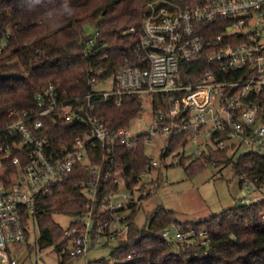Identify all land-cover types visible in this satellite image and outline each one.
<instances>
[{
  "label": "built area",
  "instance_id": "1",
  "mask_svg": "<svg viewBox=\"0 0 264 264\" xmlns=\"http://www.w3.org/2000/svg\"><path fill=\"white\" fill-rule=\"evenodd\" d=\"M147 7L143 29L137 34L134 62L120 66L110 76H104V69H90V90L81 96H68L59 83L50 84L37 93L35 112L20 113L17 120L0 129V264H18L12 248L26 240L29 225L22 219L24 208L32 211L37 194H51L55 186L82 172L89 175L83 210L70 219L64 232L72 254L85 256L92 247H104L107 241L126 233L122 220L128 212L121 209L131 195L121 192L118 177L117 190L105 191L99 197V186L107 163L114 161L109 153H115L120 145L135 147L142 135L150 136L146 138L148 149L155 137L189 130V140L197 146V151L190 152L194 156L202 155L207 145L230 147L231 153L239 147L264 151V123L259 119L258 103L246 101L250 93L264 91V0H194L184 8L171 0H151ZM220 18L229 19L231 24L223 33L210 37L204 27L210 29L211 22ZM92 35L90 44L97 32ZM4 48L5 43H1L0 55ZM202 57L219 64L220 71L210 69L183 80L181 63ZM227 71L231 78L220 79ZM157 93L169 95L168 109L159 114L152 111L145 122L149 130L139 127L133 131L132 125L114 129L94 115L99 104H121L125 95L143 98ZM52 115L79 122L82 135L54 144L42 132L44 118ZM138 121L141 126L143 117ZM151 157L157 165V158ZM5 162L16 171L11 179L1 181ZM257 181L246 180L241 185L246 190L239 199L242 203L258 200L252 196L261 190ZM193 235V231L183 232L174 225L162 232L169 242L208 244L202 234L199 238Z\"/></svg>",
  "mask_w": 264,
  "mask_h": 264
},
{
  "label": "trees",
  "instance_id": "2",
  "mask_svg": "<svg viewBox=\"0 0 264 264\" xmlns=\"http://www.w3.org/2000/svg\"><path fill=\"white\" fill-rule=\"evenodd\" d=\"M149 1L0 0V44L5 43L0 55V129L17 120L20 113L35 112L37 93L44 87L59 83L68 96H81L90 90V69H104V76H110L120 66L134 62L139 44L137 34L143 29ZM171 1L182 8L194 2ZM230 24L229 19L220 18L211 22L210 29L204 27V31L216 37ZM86 26H92L97 32L91 44L89 40L93 35L86 32ZM210 69L220 71V66L202 57L183 61L180 75L186 80L204 75ZM229 72L219 78H231ZM153 97V114L168 109L167 93H157ZM246 101L258 103L259 119L264 123V91L250 93ZM143 111V98L134 94L123 96L121 104L114 101L99 104L94 115L111 128L120 129L130 127ZM11 112L14 115H9ZM44 124L42 132L54 144L68 143L83 133L79 122L58 120L53 115L44 118ZM190 135V131L185 130L164 138L157 165L147 152L148 135L140 136L131 149L118 146L115 153H109L114 161L106 165L99 197L105 191L119 188L115 183L117 177L128 189L137 187L144 174L152 172L171 154L181 156L179 165L188 178L211 167L231 166L240 185L246 180H258L257 185L264 188L262 149L242 151L245 147H239L231 153L230 147L215 149L207 145L202 155L194 156L190 152L186 154L185 149ZM5 167L1 181L11 179L16 171L9 162H5ZM88 180L87 173L76 174L71 180L55 186L51 194H37L32 211L29 207L23 210L24 224L32 221L39 230L35 247L42 250L54 246L60 256L59 264H71L82 257L72 254L71 243L64 234L65 226L56 216L71 219L82 212L83 190ZM157 181L160 187L161 174ZM140 206L141 201L131 196L126 207L121 209L128 212L122 220L126 233L107 241L104 247H92L110 251L107 257L90 260L87 264H264V198L252 203L239 200L220 213L187 221L181 220L176 210L158 205L146 213L143 225L136 221ZM173 225L183 232L193 231L194 238L202 234L209 240L208 244L169 242L162 232ZM29 234L27 229L26 239Z\"/></svg>",
  "mask_w": 264,
  "mask_h": 264
},
{
  "label": "rangeland",
  "instance_id": "3",
  "mask_svg": "<svg viewBox=\"0 0 264 264\" xmlns=\"http://www.w3.org/2000/svg\"><path fill=\"white\" fill-rule=\"evenodd\" d=\"M94 31L92 26H86L87 33L94 34ZM153 98V96L143 97L144 111L141 117L144 122L139 126L138 118L135 119L132 122L133 131L140 128L149 130L150 127L145 122H149L147 119L152 115ZM164 143V138H153L148 146V153L159 159ZM248 148L245 147L242 151H248ZM185 149L187 154L197 151V146L190 141ZM180 158L181 156L174 157L173 154L167 156L152 172L144 174L139 185L133 189H128L121 182L122 193L131 195L136 201H141L136 218L139 225L144 224L146 213L158 205L176 210L179 218L187 221L220 213L233 205L234 200L239 201L240 196L246 191L240 185L239 178L234 175L231 166L211 167L194 178H188L184 168L179 165ZM159 174L162 176L160 187L156 185ZM1 189L0 186V191ZM143 196L147 197L141 199ZM252 196L258 199L264 198V188L254 192ZM56 220L65 227L70 222L69 218L63 216H56ZM28 229L30 234L25 242L12 248V254L18 260V264H59L60 256L54 246L42 250L35 247L39 230L34 222L30 221ZM109 251L108 248H94L71 264H87L90 260L107 257Z\"/></svg>",
  "mask_w": 264,
  "mask_h": 264
},
{
  "label": "crops",
  "instance_id": "4",
  "mask_svg": "<svg viewBox=\"0 0 264 264\" xmlns=\"http://www.w3.org/2000/svg\"><path fill=\"white\" fill-rule=\"evenodd\" d=\"M241 197V196H240ZM234 202H235V200H234ZM21 246V245H20Z\"/></svg>",
  "mask_w": 264,
  "mask_h": 264
}]
</instances>
